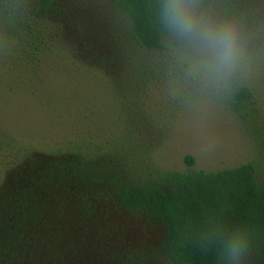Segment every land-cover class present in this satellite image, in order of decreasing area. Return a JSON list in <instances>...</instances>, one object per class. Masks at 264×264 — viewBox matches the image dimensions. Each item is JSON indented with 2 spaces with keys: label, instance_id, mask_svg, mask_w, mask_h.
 I'll return each instance as SVG.
<instances>
[{
  "label": "trees",
  "instance_id": "1",
  "mask_svg": "<svg viewBox=\"0 0 264 264\" xmlns=\"http://www.w3.org/2000/svg\"><path fill=\"white\" fill-rule=\"evenodd\" d=\"M68 2L0 0V54L11 79H4L7 89L11 82L23 92L44 86L51 63L66 64L68 54L88 70L101 69L103 58L94 44L82 41L80 15L76 4L71 9ZM166 2L109 0L119 19L111 31L120 36L118 55L136 62L134 79L141 84L149 82V75L171 74L172 67H188L196 60L165 23ZM205 3L208 10L213 6L226 20H235L242 47L238 65L264 63V0ZM69 26L77 31L78 46L71 42ZM112 82V101L118 104L123 86L115 77ZM228 87L230 109L245 122L256 119L246 79H231ZM138 101L136 92L128 109L138 112L125 113L133 121L126 138L102 139L92 131L89 137L75 135L63 142L57 137L51 140L56 148L11 137L0 141V264H134L123 236L127 222L138 219L161 231L156 251L166 264H234L229 256L234 238L243 243L239 264H264L260 166L249 162L194 170L189 155L185 171H161L150 159L153 146L135 126L145 116Z\"/></svg>",
  "mask_w": 264,
  "mask_h": 264
},
{
  "label": "rangeland",
  "instance_id": "2",
  "mask_svg": "<svg viewBox=\"0 0 264 264\" xmlns=\"http://www.w3.org/2000/svg\"><path fill=\"white\" fill-rule=\"evenodd\" d=\"M75 4L84 29L82 41L94 44L95 53L103 58L101 69L88 70L68 54L66 64L51 63L49 81L44 86L35 84L36 88L23 92L12 85L14 82L7 89L11 79L0 54V141L11 137L56 148L51 140L57 137L63 142L75 135L89 137L92 131L102 139L126 138L125 130L133 121L125 113L131 116L138 112L128 109L133 107L137 92V106L145 116H139L135 126L142 140L153 146L150 159L161 171H185V157L190 155L195 159L194 170L218 171L252 162L264 172V63L254 60L252 66L238 65L235 76L219 83L208 82L194 72L195 61L188 67L180 63L176 70L172 67L171 74L164 71L157 77L149 75V82L141 84L134 79L136 62L125 60L122 53L118 55L116 41L120 36L111 31L119 19L109 0H69L68 7L72 9ZM197 4L206 18L236 27L233 18L226 20V15L213 6L208 10L205 0H197ZM261 22L264 24V18ZM68 29L71 42L77 45L75 27ZM114 77L123 86L119 99L122 105L119 100L118 104L112 101L116 93L111 86ZM241 77L254 93L257 113L252 122L243 121L229 107L228 82ZM127 226L123 238L134 264H166L156 251L161 237L158 228L140 219L128 221Z\"/></svg>",
  "mask_w": 264,
  "mask_h": 264
},
{
  "label": "clouds",
  "instance_id": "3",
  "mask_svg": "<svg viewBox=\"0 0 264 264\" xmlns=\"http://www.w3.org/2000/svg\"><path fill=\"white\" fill-rule=\"evenodd\" d=\"M163 18L172 33L196 54L194 72L217 83L232 76L242 57L240 35L234 25L206 18L198 11L197 0H167ZM242 251V241L234 238L229 249L234 264H239Z\"/></svg>",
  "mask_w": 264,
  "mask_h": 264
}]
</instances>
